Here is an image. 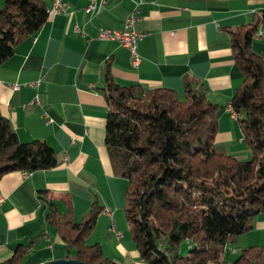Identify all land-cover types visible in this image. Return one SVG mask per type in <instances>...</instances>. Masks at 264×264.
<instances>
[{
  "label": "crops",
  "instance_id": "1",
  "mask_svg": "<svg viewBox=\"0 0 264 264\" xmlns=\"http://www.w3.org/2000/svg\"><path fill=\"white\" fill-rule=\"evenodd\" d=\"M64 1L69 4L67 12L48 14L37 33L22 41L0 65L1 114L20 141L43 139L57 156V164L50 169L13 171L0 179L4 197L0 262L11 256L19 242L43 231L45 236L20 264L72 258L45 222L48 206L39 191L46 190L61 212L72 210L76 221L84 220L96 201L101 208L95 225L99 231L93 229L87 242L100 243L117 264H145L120 213L127 180L115 176L104 142L108 106L99 90L102 69L109 64L120 85L167 88L180 96L186 75L201 80L209 99L219 105L215 141L236 158L247 159L249 148L229 111L243 74L234 61L227 30L256 21L264 0H140L138 5L139 0ZM46 3L50 9L52 0ZM91 3L95 9L86 13ZM135 8L136 28L146 34L137 46L138 67L131 66L130 53L121 44L97 38L99 27L122 28ZM251 49L264 59V18ZM37 81L39 85H33ZM116 232L121 236L116 237ZM250 246L264 248V212L255 216L252 229L224 251L228 248L232 261Z\"/></svg>",
  "mask_w": 264,
  "mask_h": 264
},
{
  "label": "trees",
  "instance_id": "2",
  "mask_svg": "<svg viewBox=\"0 0 264 264\" xmlns=\"http://www.w3.org/2000/svg\"><path fill=\"white\" fill-rule=\"evenodd\" d=\"M251 24L229 28L232 54L243 74L230 106L249 148L247 159L218 144L217 110L205 84L183 80V95L167 88L120 85L109 64L99 88L107 106L104 142L115 176L127 180L123 211L131 239L145 264H264V248L242 249L232 260L224 249L252 229L264 212V59L251 49L264 7ZM48 17L46 0H3L0 5V65L33 36ZM57 164L43 139L22 142L0 112V179L13 171L32 173ZM45 222L67 246V256L87 264H117L100 243H88L101 208L94 201L85 219L61 212L46 190ZM15 245L0 264H20L45 236ZM187 241L183 254L180 245ZM74 251V253H72Z\"/></svg>",
  "mask_w": 264,
  "mask_h": 264
},
{
  "label": "built area",
  "instance_id": "3",
  "mask_svg": "<svg viewBox=\"0 0 264 264\" xmlns=\"http://www.w3.org/2000/svg\"><path fill=\"white\" fill-rule=\"evenodd\" d=\"M140 3L138 1L137 5ZM69 9V4L64 0H52V5L48 9V14H61L66 13ZM95 9L94 3L89 4L85 8V12H93ZM138 8H135L131 14L125 19L123 27L120 29H113L108 27H99L97 29V38L105 41L118 42L123 47H125L130 53V64L133 67H138L141 62V56L137 51L138 42L146 35L143 32H140L136 28V23L138 21ZM75 31L81 33L78 27H75ZM39 81L35 82L33 85H39ZM35 103H38V99L34 100ZM231 107V106H230ZM232 113V117L235 118L236 115L232 108L229 109ZM50 121V120H49ZM4 197L0 192V205L3 203ZM116 237H120L121 234L116 232Z\"/></svg>",
  "mask_w": 264,
  "mask_h": 264
},
{
  "label": "rangeland",
  "instance_id": "4",
  "mask_svg": "<svg viewBox=\"0 0 264 264\" xmlns=\"http://www.w3.org/2000/svg\"><path fill=\"white\" fill-rule=\"evenodd\" d=\"M250 156V155H249ZM123 202H124V198H123ZM120 213H121V216H122V219L126 225V231L128 232L129 231V228H128V222L126 220V217H125V214H124V211H123V206L122 208L120 209ZM113 216V214H112ZM118 216V219L120 218L119 214L117 215ZM113 221V219H111ZM116 222V220H115ZM96 225V224H95ZM95 231H99L98 229H96L95 227L93 228ZM111 231V229H109ZM92 232V231H91ZM129 234H130V231H129ZM180 251L184 254L186 251H187V241H183L180 245ZM225 257L226 260L229 261L230 258L233 257V255H231L229 252H228V248L224 251V255H223V258Z\"/></svg>",
  "mask_w": 264,
  "mask_h": 264
},
{
  "label": "water",
  "instance_id": "5",
  "mask_svg": "<svg viewBox=\"0 0 264 264\" xmlns=\"http://www.w3.org/2000/svg\"><path fill=\"white\" fill-rule=\"evenodd\" d=\"M42 264H87V263L81 262L75 258H58V259L46 261Z\"/></svg>",
  "mask_w": 264,
  "mask_h": 264
}]
</instances>
